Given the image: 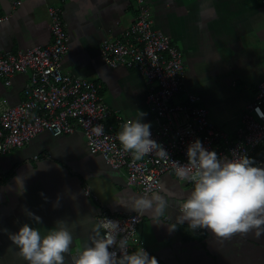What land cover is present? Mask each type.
<instances>
[{"label": "crops", "instance_id": "crops-1", "mask_svg": "<svg viewBox=\"0 0 264 264\" xmlns=\"http://www.w3.org/2000/svg\"><path fill=\"white\" fill-rule=\"evenodd\" d=\"M13 2L0 0V15L8 14L0 24V54L48 44L46 9L57 7L62 27L69 34L61 72L96 84L99 102L109 114L103 121L106 128H114L116 119H136L140 113L144 114L141 122L152 127L143 78L131 69L108 68L99 58L101 42L120 39L132 23L133 0H21L11 10ZM146 4L152 28L166 36L182 55L183 88L175 95L176 104L185 102V94L191 93L188 90L197 81L206 80L208 71L213 74L227 69V74L228 63L234 69L233 79L244 81L240 76L247 65L261 68L259 81L248 92L234 95H242V103L233 115L213 122L208 119L229 139L235 138L238 116L264 79V0H146ZM9 80L4 86L0 79V100L14 106L23 100L28 75L13 74ZM202 101L199 98L198 107L203 108L199 106ZM260 155H264V148ZM191 190L169 173L160 176L157 191L169 193L170 206L160 217V224L141 214L135 230L140 247L158 264H264V235L220 237L210 229L194 230L187 221L177 224L174 231L169 229L179 215L177 204ZM129 194L141 196L126 186L123 169L112 170L98 155L88 152L79 131L59 137L38 134L24 146L0 155V264H27L8 232H17L28 223L44 235L58 220L68 222L73 234L70 252L65 254V264H69L70 255L89 242L95 218L102 212L136 213L122 204ZM57 202L59 206L54 207ZM25 208L40 217V223L28 217Z\"/></svg>", "mask_w": 264, "mask_h": 264}, {"label": "built area", "instance_id": "built-area-1", "mask_svg": "<svg viewBox=\"0 0 264 264\" xmlns=\"http://www.w3.org/2000/svg\"><path fill=\"white\" fill-rule=\"evenodd\" d=\"M133 1L132 23L120 39L101 42L99 58L108 68L131 69L143 78L147 87L145 105L153 114L151 139L168 152L170 160L180 164L187 163V147L196 139L219 157H250L256 148L264 145V79L258 83L254 98L238 116L239 126L233 139L208 120L206 110L197 106L199 97L195 94L187 92L183 104L168 106L166 102L183 88L182 55L166 36L152 28L146 0ZM20 4L21 0H14L10 9ZM60 14L57 7L46 9L51 38L48 44L0 54V79L4 86L10 84L13 74L28 75L20 103L9 106L0 100V155L24 146L43 132L59 137L79 131L88 152L98 155L112 170L123 169L126 186L137 190L141 196L156 192L164 173L192 188V184L176 176L170 161L161 160L155 154L133 160L117 139L126 120L116 119L114 128H106L103 121L109 114L99 102L96 84L61 72L60 61L67 51L69 34L62 27ZM7 18L8 14L0 15V24ZM97 125H103V134H96ZM254 161L261 167L264 155L257 156ZM104 218L119 221L121 230L117 239L127 238L129 253L142 248L135 231L141 214L102 212L95 218L96 224ZM76 252L70 255L69 264Z\"/></svg>", "mask_w": 264, "mask_h": 264}, {"label": "clouds", "instance_id": "clouds-1", "mask_svg": "<svg viewBox=\"0 0 264 264\" xmlns=\"http://www.w3.org/2000/svg\"><path fill=\"white\" fill-rule=\"evenodd\" d=\"M143 115L140 113L138 118L128 119L121 125L117 139L124 151L130 152L135 161L150 154L170 161L176 176L193 186L177 204L179 215L176 223L168 225L170 230L187 221L194 230L210 229L220 237L235 233H254L257 238L264 235V167L256 166L246 155L219 157L215 151L204 148L199 139L188 145L186 164L172 161L168 152L151 139V125L141 122ZM94 131L103 134V125H97ZM24 191L23 188L20 193ZM169 201L167 191H156L144 196L129 194L122 204L138 214L149 215L153 223L160 224ZM58 206V202L54 204ZM23 211L40 223V217L26 208ZM120 230L119 221L101 220L95 225L89 242L72 256V264H158L143 248L129 253L127 238L117 239ZM8 236L27 264H65V254L70 252L74 239L64 220H58L44 235L23 223L17 232H8Z\"/></svg>", "mask_w": 264, "mask_h": 264}, {"label": "rangeland", "instance_id": "rangeland-1", "mask_svg": "<svg viewBox=\"0 0 264 264\" xmlns=\"http://www.w3.org/2000/svg\"><path fill=\"white\" fill-rule=\"evenodd\" d=\"M226 67L229 69V73L226 74V70L217 71L215 73H206L207 79L204 78L196 82L195 87L188 90L193 94H196L200 99H203L199 106H202L207 111V117L213 122L215 119L221 117H228L233 115L235 107L242 103V95L234 97L237 92H244V90L251 89L254 83L259 81V77L263 75L261 68H251L247 65V68L242 71L240 79L245 78L244 81L233 79L234 69L227 63ZM250 67V68H249ZM226 74V75H225ZM226 76L224 80L222 77ZM205 82H209L207 85ZM233 83V85H232ZM207 85V86H204ZM210 85V86H209ZM206 87V88H205ZM197 88L199 91H197ZM206 89L205 91H202ZM250 91V90H249ZM214 93V94H213ZM178 102V98L173 96L166 104L168 106L175 105Z\"/></svg>", "mask_w": 264, "mask_h": 264}, {"label": "trees", "instance_id": "trees-1", "mask_svg": "<svg viewBox=\"0 0 264 264\" xmlns=\"http://www.w3.org/2000/svg\"><path fill=\"white\" fill-rule=\"evenodd\" d=\"M98 93H100V92H98ZM263 146H264V145H262V146L256 148V149L252 152V154L250 155L249 158H252V159L254 160L257 156H259L260 153L262 152L263 148H264Z\"/></svg>", "mask_w": 264, "mask_h": 264}]
</instances>
